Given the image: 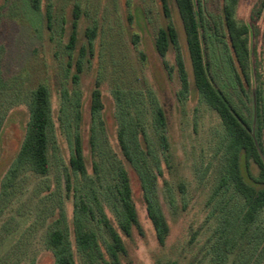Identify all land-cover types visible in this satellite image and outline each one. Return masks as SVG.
<instances>
[{"label": "rangeland", "instance_id": "rangeland-1", "mask_svg": "<svg viewBox=\"0 0 264 264\" xmlns=\"http://www.w3.org/2000/svg\"><path fill=\"white\" fill-rule=\"evenodd\" d=\"M193 1L201 10L214 85L250 121L254 86L247 88L238 78L223 37L227 0ZM167 3L168 16L159 0H41L38 10L29 0H0V264H53L45 240L55 222L75 264H85L74 242L76 226L96 236L102 258L94 264H264V209L244 225L242 200L224 174L221 121L192 84L174 1ZM74 14L76 39L69 44ZM233 18L248 29L253 63L263 67L264 0H236ZM168 25L178 43L160 57L154 42ZM177 56L188 73L184 93ZM40 85L48 90L51 110L45 175L16 163L30 94ZM96 90L103 108L91 115ZM159 109L164 125L158 123ZM120 130L134 172L119 148ZM76 135L82 173L69 165ZM261 145L264 156L263 139ZM125 171L139 226L129 236L117 226L116 190ZM147 207L166 221L161 245ZM102 218L123 240L124 252L115 257Z\"/></svg>", "mask_w": 264, "mask_h": 264}, {"label": "trees", "instance_id": "trees-1", "mask_svg": "<svg viewBox=\"0 0 264 264\" xmlns=\"http://www.w3.org/2000/svg\"><path fill=\"white\" fill-rule=\"evenodd\" d=\"M184 35V42L189 59L192 84L204 102L214 110L223 127L226 137L224 147L225 163L224 174L232 189L242 200L244 225L251 224L259 211L264 209V156L262 139L264 140V66L253 63V53L249 49L247 37L248 29L245 25L237 27L233 18V9L236 0L224 1L222 6V24L224 39L228 44L238 78L245 87L254 86V112L250 121L244 120L222 96L214 85L209 73L203 49V36L201 34V10L195 8L193 0H173ZM160 5L167 13V0H159ZM34 10L40 8L41 0H29ZM78 14H74L73 32L69 44L75 42V28ZM178 43V35L172 25L161 28L155 38L154 47L160 57H164L170 47ZM89 46L91 42L88 41ZM176 68L179 74L181 91L188 88V73L181 56H177ZM250 79V80H249ZM103 108L102 97L98 90L93 91L89 101L91 115ZM28 121L24 140L16 156L18 165L27 164L38 175H45L48 170L47 162V132L51 124V110L49 93L45 86L40 85L30 94L28 104ZM158 123L164 125L161 109L158 110ZM254 123V124H253ZM73 154L69 165L75 172L84 171V158L81 140L78 135L74 139ZM117 142L125 160L130 163V157L123 138V132H117ZM164 142V140H163ZM250 166L256 170L252 173ZM129 167L133 169L130 164ZM134 170V169H133ZM132 170V171H133ZM134 172V171H133ZM136 175V174H135ZM137 176V175H136ZM117 226L119 232L129 236L133 228L139 229L137 214L132 201V186L128 172H122L117 190ZM147 217L155 233L156 241L163 244L168 233L166 221L160 211L147 207ZM102 222L108 231L111 240V254L115 257L117 252H124V243L120 233L107 221ZM264 251V234H263ZM46 245L51 251L53 264H75L69 250L66 234L57 222L53 223L46 234ZM74 242L81 260L85 264H94L102 258V252L93 232L86 231L80 226L74 230Z\"/></svg>", "mask_w": 264, "mask_h": 264}]
</instances>
